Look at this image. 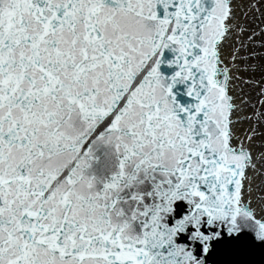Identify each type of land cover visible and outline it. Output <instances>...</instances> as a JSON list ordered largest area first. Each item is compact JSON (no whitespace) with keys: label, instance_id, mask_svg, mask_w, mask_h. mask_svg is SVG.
I'll return each mask as SVG.
<instances>
[{"label":"snow or ice","instance_id":"6c2138e0","mask_svg":"<svg viewBox=\"0 0 264 264\" xmlns=\"http://www.w3.org/2000/svg\"><path fill=\"white\" fill-rule=\"evenodd\" d=\"M0 264H264V0H0Z\"/></svg>","mask_w":264,"mask_h":264}]
</instances>
